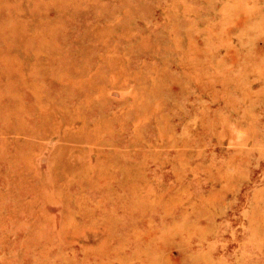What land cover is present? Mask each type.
<instances>
[{
    "label": "rangeland",
    "instance_id": "374dc122",
    "mask_svg": "<svg viewBox=\"0 0 264 264\" xmlns=\"http://www.w3.org/2000/svg\"><path fill=\"white\" fill-rule=\"evenodd\" d=\"M0 264H264V0H0Z\"/></svg>",
    "mask_w": 264,
    "mask_h": 264
}]
</instances>
